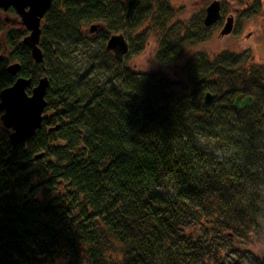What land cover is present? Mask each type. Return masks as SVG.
Segmentation results:
<instances>
[{
  "label": "trees",
  "instance_id": "trees-1",
  "mask_svg": "<svg viewBox=\"0 0 264 264\" xmlns=\"http://www.w3.org/2000/svg\"><path fill=\"white\" fill-rule=\"evenodd\" d=\"M179 13L170 0H142L127 20L121 2L55 0L42 23V65L24 44L29 32L4 33L0 17V94L19 77L32 81L28 93L44 76L50 82L34 139L13 148L0 129V264L62 255L68 264H223L238 259L227 230L264 243V196L255 191L264 178L236 139L246 117L256 120L250 130L263 128L264 67H218L215 102H225L215 106L204 103L200 77L170 99L126 61L85 60L89 50L106 55L109 37L131 24L144 28L143 50L159 45L160 66L175 64L184 52ZM94 22L103 25L91 40L85 27ZM10 62L20 63L18 76ZM241 94L254 103L238 111ZM227 142L242 151L229 166L216 156ZM197 226L202 233L187 232Z\"/></svg>",
  "mask_w": 264,
  "mask_h": 264
},
{
  "label": "rangeland",
  "instance_id": "rangeland-1",
  "mask_svg": "<svg viewBox=\"0 0 264 264\" xmlns=\"http://www.w3.org/2000/svg\"><path fill=\"white\" fill-rule=\"evenodd\" d=\"M121 2L124 0H113ZM215 0H170V5L179 13L182 31L178 34V41L184 40L180 46L183 48V59L170 66H160L157 61L159 45L154 41L145 45L141 44V34L143 29H130L131 24L125 26L124 34L130 44V53L125 58V67L134 70L138 75L151 78L154 83L153 88L164 98L175 99L177 94L185 89H190L192 80L200 77L202 81L201 89L206 92L215 93L218 76H213L218 67L223 66L232 72L242 73L245 71L257 70L264 67V0H218L222 4L223 19L217 25L207 28L204 25L207 8ZM13 11L4 13L0 10V17L17 18ZM234 17V30L231 35L222 37L221 32L227 22V18ZM4 33L14 30H21L22 25L4 23ZM93 24L103 25L102 22ZM92 24V25H93ZM91 25L85 27V34L89 39L95 40L96 34L89 32ZM102 29V28H101ZM3 34L0 35V41ZM85 60L99 58L98 62L106 63V67L112 65L115 59L112 53L98 54L95 51H86ZM8 54V53H7ZM79 55L73 56L72 60L78 59ZM10 64H13L10 62ZM111 68V67H110ZM204 96V95H203ZM225 100H219L212 105L220 106ZM264 111V109H263ZM0 121V129L7 131ZM255 119L246 117L242 120L243 131L237 135L241 145L247 148V157H251L249 168L260 178H264V120L262 124L257 122L261 128L250 130ZM254 126V124H253ZM8 132V131H7ZM230 146H233L231 143ZM227 142L224 147L217 151L216 156L219 162L229 166L230 160L235 161L241 154V146L238 149L230 147ZM235 146V145H234ZM253 146V147H250ZM244 156V155H243ZM224 157L226 159H224ZM230 159V160H229ZM242 163V162H241ZM244 166V164H242ZM262 196L264 192L255 189ZM260 195V196H261ZM264 215V214H263ZM188 229L187 232L202 233V229ZM233 235V237H232ZM233 240L235 249L238 251L236 262L239 264H264V243L256 241L251 237L234 236L231 230L224 233ZM222 241V240H221ZM223 243V241H222ZM226 261L223 264H235V259ZM69 257L62 255L54 260H46L43 264H68Z\"/></svg>",
  "mask_w": 264,
  "mask_h": 264
},
{
  "label": "water",
  "instance_id": "water-1",
  "mask_svg": "<svg viewBox=\"0 0 264 264\" xmlns=\"http://www.w3.org/2000/svg\"><path fill=\"white\" fill-rule=\"evenodd\" d=\"M55 0H0V10L8 13L11 9L17 14V18L5 17L4 23L22 25L29 35L24 39V44L30 47L33 61L37 65H42L45 55L41 46L42 23ZM142 0H124L125 18L130 20L139 7ZM223 19L222 4L220 1H213L207 8L204 25L211 28ZM234 17L227 18V22L221 32L222 37L232 34L234 30ZM102 28L99 24L91 25L89 32L96 34ZM106 51L112 53L117 62L123 63L130 53V44L124 34H115L109 37L106 42ZM20 63L10 64L8 72L12 76H18L21 71ZM32 81L24 77H19L15 83L3 90L0 94V121L3 127L9 131L10 143L13 148L26 144L38 135L43 121L48 118L44 116L48 107L47 93L50 85L47 76L40 79L38 84L28 93ZM218 98L217 93L208 92L204 96L206 105L213 104ZM254 103L253 97L239 95L234 108L238 111L250 108ZM53 129H50L52 131ZM43 157L39 154L36 158ZM264 262V256L262 258Z\"/></svg>",
  "mask_w": 264,
  "mask_h": 264
},
{
  "label": "flooded vegetation",
  "instance_id": "flooded-vegetation-1",
  "mask_svg": "<svg viewBox=\"0 0 264 264\" xmlns=\"http://www.w3.org/2000/svg\"><path fill=\"white\" fill-rule=\"evenodd\" d=\"M1 11H2V10H1ZM10 11H13V12H14V10H13V9H11ZM10 11H9V12H10ZM14 13H15V12H14ZM16 16H17V15H16ZM44 19H45V18H44ZM221 21H222V20H221ZM3 22H4V19H3ZM219 23H220V22H219Z\"/></svg>",
  "mask_w": 264,
  "mask_h": 264
}]
</instances>
